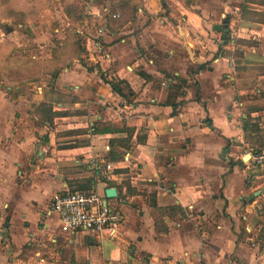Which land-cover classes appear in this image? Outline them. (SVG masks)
Wrapping results in <instances>:
<instances>
[{
	"label": "crops",
	"instance_id": "crops-1",
	"mask_svg": "<svg viewBox=\"0 0 264 264\" xmlns=\"http://www.w3.org/2000/svg\"><path fill=\"white\" fill-rule=\"evenodd\" d=\"M139 2L85 65L0 89V264H264V0ZM67 191L117 237L63 230Z\"/></svg>",
	"mask_w": 264,
	"mask_h": 264
},
{
	"label": "rangeland",
	"instance_id": "rangeland-1",
	"mask_svg": "<svg viewBox=\"0 0 264 264\" xmlns=\"http://www.w3.org/2000/svg\"><path fill=\"white\" fill-rule=\"evenodd\" d=\"M139 3V0H0V89L5 94L9 88L24 89L43 75L71 68L77 60L85 65L87 39H95L101 26L97 14L107 24L122 27L134 20ZM112 13H118L119 19L112 20Z\"/></svg>",
	"mask_w": 264,
	"mask_h": 264
},
{
	"label": "built area",
	"instance_id": "built-area-1",
	"mask_svg": "<svg viewBox=\"0 0 264 264\" xmlns=\"http://www.w3.org/2000/svg\"><path fill=\"white\" fill-rule=\"evenodd\" d=\"M251 165L264 168V148L256 152L250 159ZM110 170L111 166L107 165ZM53 212L63 230L82 231L88 234H104L116 238L122 223L121 215L104 205L95 191H67L56 195L51 204Z\"/></svg>",
	"mask_w": 264,
	"mask_h": 264
},
{
	"label": "trees",
	"instance_id": "trees-1",
	"mask_svg": "<svg viewBox=\"0 0 264 264\" xmlns=\"http://www.w3.org/2000/svg\"><path fill=\"white\" fill-rule=\"evenodd\" d=\"M110 15H111L110 18L112 20H117L120 17V15L118 13H112ZM101 76H102V79L107 84L110 85V87H111V89H112V91L114 93H116L117 95H119L121 97H125L126 96L125 91H124V82L123 81H121V80H115V79H110V80L105 79L104 76H103V74ZM130 93H132V92H130ZM129 95H131V94H129ZM41 106L44 108V105H41ZM42 111L45 113V111H47V110L44 108ZM82 192H85V191H82Z\"/></svg>",
	"mask_w": 264,
	"mask_h": 264
},
{
	"label": "water",
	"instance_id": "water-1",
	"mask_svg": "<svg viewBox=\"0 0 264 264\" xmlns=\"http://www.w3.org/2000/svg\"><path fill=\"white\" fill-rule=\"evenodd\" d=\"M215 29L219 31V30H221V27L216 26ZM105 194L108 198L115 197L116 196V190L114 188H108V189H106Z\"/></svg>",
	"mask_w": 264,
	"mask_h": 264
}]
</instances>
